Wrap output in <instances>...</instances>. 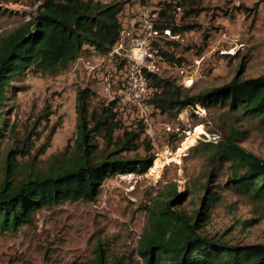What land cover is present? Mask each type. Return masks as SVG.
<instances>
[{"label":"rangeland","instance_id":"374dc122","mask_svg":"<svg viewBox=\"0 0 264 264\" xmlns=\"http://www.w3.org/2000/svg\"><path fill=\"white\" fill-rule=\"evenodd\" d=\"M100 1L124 5L123 0ZM38 5V0H0V36L29 20ZM125 8L136 6L130 1ZM194 8L198 10L183 7L175 13L177 28H189L178 30L176 39H161L157 46L168 61L177 63L161 67L162 77L195 94L223 85L236 75L249 78L264 73V0H202ZM131 17L128 14L127 18ZM124 53L111 61L86 46L64 71L50 74L26 68L19 76L7 99L1 144L12 150L11 158L18 162L20 171L14 179L31 164L43 165L73 141L79 88L95 92L93 105L96 100H114L122 81L119 70ZM181 69L192 78L191 83L184 82ZM107 74H112L111 92L104 82ZM116 103L127 129L141 133L135 148L119 154L127 158L151 156L152 166L143 174L108 178L92 201L45 206L35 213L32 223L1 232L0 264H87L97 244L112 259L126 257L141 264L137 243L148 223L149 210L172 198L175 211L195 215L206 185L220 199L200 232L231 244L264 243V203L239 194L229 165H211L206 150L207 142L223 139L234 126L244 131L241 144L264 158L263 125L238 119L236 112L223 107L206 109L201 105L200 110L190 105L176 114L155 109L149 122L141 120L138 125V111ZM2 177L0 167V181Z\"/></svg>","mask_w":264,"mask_h":264},{"label":"trees","instance_id":"16d2710c","mask_svg":"<svg viewBox=\"0 0 264 264\" xmlns=\"http://www.w3.org/2000/svg\"><path fill=\"white\" fill-rule=\"evenodd\" d=\"M31 18L0 36V233L30 224L41 208L67 201H92L108 178L119 174H143L152 166L151 156L127 158L122 150L136 147L141 133L127 129L116 108L92 102L95 92L79 88L76 95V135L64 149L41 166L31 164L20 171L11 149L1 147L4 138L7 99L26 68L56 74L80 57L86 46L107 54L119 39L121 2L100 0H38ZM202 0H180L176 6L198 10ZM124 2V1H123ZM175 7L159 11L158 27L177 28ZM165 54V53H164ZM166 55V54H165ZM153 93L149 102L166 114L181 112L188 105L215 106L236 112L238 119L256 120L264 126V73L249 78L234 76L229 82L190 94L159 74H148ZM139 119L138 125H141ZM137 125V127H138ZM122 131V133H120ZM244 131L231 126L223 139L207 142L211 165L228 164L234 189L252 202L264 203V158L247 150L241 142ZM172 197L177 195L174 188ZM220 198L204 186L201 207L195 215L175 211L172 198L149 210V219L137 243L141 264H264V243L231 244L202 234ZM201 220L200 224L198 221ZM87 264H139L134 259H112L97 244Z\"/></svg>","mask_w":264,"mask_h":264},{"label":"built area","instance_id":"2783aa9c","mask_svg":"<svg viewBox=\"0 0 264 264\" xmlns=\"http://www.w3.org/2000/svg\"><path fill=\"white\" fill-rule=\"evenodd\" d=\"M123 9L119 13L121 21V30L119 39L111 46L104 57L117 58L121 56V51H125L123 56V65L119 72L122 74L121 83L116 96L118 103H124L134 107L139 118L147 123L150 121V113L155 110L154 105L149 102L153 93L148 79V74H161V67L164 65L176 66L174 61H168L164 54L159 52L158 44L161 39H176L178 35L173 33L171 28L163 29L158 27L159 11L166 5L175 7L176 11H180L181 7L176 6L180 0H123ZM133 1L136 8L129 10V2ZM125 6V7H124ZM127 9V12L125 10ZM128 14H132L128 19ZM123 15H127L125 18ZM32 16V15H31ZM31 16H28L30 19ZM184 82L191 83L185 69H181ZM112 74L104 77L107 84V91L111 92ZM109 92V93H110ZM190 106V105H188ZM192 107L201 109L200 104L196 103ZM215 138V137H214ZM217 139V138H216ZM218 140L220 138L218 137ZM218 140H215L216 142Z\"/></svg>","mask_w":264,"mask_h":264},{"label":"bare ground","instance_id":"6f19581e","mask_svg":"<svg viewBox=\"0 0 264 264\" xmlns=\"http://www.w3.org/2000/svg\"><path fill=\"white\" fill-rule=\"evenodd\" d=\"M157 164V163H156Z\"/></svg>","mask_w":264,"mask_h":264}]
</instances>
